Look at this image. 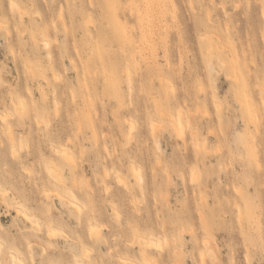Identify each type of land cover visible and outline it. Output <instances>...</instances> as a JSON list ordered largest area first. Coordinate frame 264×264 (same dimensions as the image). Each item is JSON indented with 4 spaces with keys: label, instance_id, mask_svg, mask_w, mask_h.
Masks as SVG:
<instances>
[{
    "label": "rangeland",
    "instance_id": "1",
    "mask_svg": "<svg viewBox=\"0 0 264 264\" xmlns=\"http://www.w3.org/2000/svg\"><path fill=\"white\" fill-rule=\"evenodd\" d=\"M263 103L264 0H0V264H264Z\"/></svg>",
    "mask_w": 264,
    "mask_h": 264
},
{
    "label": "bare ground",
    "instance_id": "2",
    "mask_svg": "<svg viewBox=\"0 0 264 264\" xmlns=\"http://www.w3.org/2000/svg\"><path fill=\"white\" fill-rule=\"evenodd\" d=\"M9 1H10V0H9ZM11 6H12V9L15 8L14 3H11ZM15 9H16V8H15ZM10 10H11V9H10ZM13 11H14V10H13ZM14 13H16V12L14 11ZM14 13H13V14H14ZM19 18H20V17H19ZM47 45H48V43H47ZM209 45H210V44H209ZM210 46H211V45H210ZM210 46H209V47H210ZM44 47H45V45H44ZM209 50H210V49H209ZM208 52H209V53H208V56L210 55V57H211L210 51H208ZM209 59H211V58H209V57L206 58V62H207V64L210 65V66L208 65L209 67H212V66H211V62H210ZM215 66H216V65H215ZM221 68H222V67H221ZM211 70H212V69L207 70V71H211ZM219 70H220V69H219ZM213 77H214V76H213ZM210 80H212V79H210ZM210 80H209V81H210ZM212 83H213V82H212ZM211 85H212V84H211ZM213 87H214V86H213ZM213 87H212V89H213ZM263 104H264V103H263ZM263 106H264V105H263ZM217 110H219V109H217ZM220 110H221V109H220ZM180 116H181V115H180ZM205 116H206V115H205ZM5 117H6V116L1 115V116H0V119L4 122V121L6 120ZM206 117H207V116H206ZM251 119H252V118H251ZM1 120H0V121H1ZM179 120H180V118H179ZM3 122H2V123H3ZM37 122H38V121H37ZM178 122H179V121H178ZM251 122H252V120H251ZM4 123H5V122H4ZM220 124H221V123H220ZM151 126H152V125H151ZM153 127H155V126L153 125L152 128H153ZM150 128H151V127H150ZM152 128H151V129H152ZM9 130H10V129H9ZM180 130H182L181 127H180ZM183 130H184V129H183ZM183 130H182V131H183ZM153 131H154V130H153ZM182 131H180V133H179L180 136H181V134L183 135V133H184V132L182 133ZM255 131H256V130H255ZM7 132H8V131H7ZM8 133L10 134V132H8ZM8 133H7V134H8ZM129 133H130V132H129ZM211 133H212V132H211ZM152 134H153V133H152ZM180 136H179V137H180ZM8 139H10V138H8ZM156 144H157V143H156ZM155 146H156V145H155ZM203 147H204V146H203ZM203 147H202V148H203ZM196 148H197V147H196ZM194 149H195V148H194ZM54 151H56V150H54ZM57 151H58V150H57ZM197 151H198V150H197ZM13 154H14V153H13ZM13 154H12V155H13ZM48 171H49V174H50L52 177H54L53 172H52L53 170L50 169V170H48ZM138 171H139V170H138ZM137 173H139V172H137ZM134 174H135V171H134ZM50 175H48V176H50ZM139 175H140V174H139ZM137 177L139 178L140 176H136V178H137ZM195 177H196V175H195ZM56 178H57V179H56ZM56 178H55V179L53 178V179L58 181V180H59V179H58L59 177H56ZM60 179H61V178H60ZM194 179H195V178H194ZM195 180H196V179H195ZM58 182H59V181H58ZM61 182H62V180H61ZM118 182H119V181H118ZM139 182H140V181H139ZM194 182H195V181H194ZM196 182H197V181H196ZM61 184H62V183H61ZM235 191H236V190H235ZM45 194H46V193H45ZM46 195H47V194H46ZM46 195H45V196H46ZM45 198H47V197H45ZM70 203L72 204V206L74 207V209L76 210V212L79 213V212H80V208H81V206L79 207V205H78L76 202H71V201H70ZM15 211H16V210H15ZM20 212L22 213L21 216H23L22 218H23L25 221L29 220L30 217H29L26 213H24V211H20ZM30 221H32V219H31ZM28 223H29V221H28ZM31 223H32V222H31ZM29 224H30V223H29ZM33 225H34V224H33ZM37 226H38V225H37ZM34 228H35V226H34ZM37 228H38V227H37ZM52 232H53V231H52ZM97 232H98V231H97ZM49 233H50V232H49ZM53 233H54V232H53ZM53 233H51L50 236H54ZM94 233H95V229H93V227H92V228L90 229V235L93 236ZM90 235H89V236H90ZM95 238H96V237H95ZM158 240H159V239H158ZM145 243H146V242H145ZM157 243H158V242H157ZM144 245H146V244H144ZM148 245H149V244H147V247H148ZM149 246H150V245H149ZM152 246H153V245H152ZM154 246H155V244H154ZM28 247L30 248L29 245H28ZM148 248H149V247H148ZM153 248H154V247H153ZM209 251H210V250H209ZM13 255H14V254H13ZM13 255L11 254L12 264H15V261L17 260V257H16V255H15V256H13ZM19 259H20V258H19ZM18 261H20V260H18ZM21 263H22V262H21Z\"/></svg>",
    "mask_w": 264,
    "mask_h": 264
}]
</instances>
